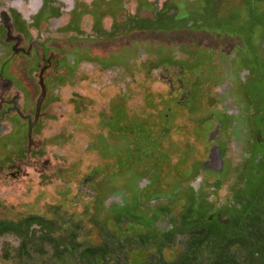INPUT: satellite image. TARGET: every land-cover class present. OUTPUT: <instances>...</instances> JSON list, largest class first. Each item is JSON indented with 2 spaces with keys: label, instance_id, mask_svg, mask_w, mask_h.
<instances>
[{
  "label": "rangeland",
  "instance_id": "374dc122",
  "mask_svg": "<svg viewBox=\"0 0 264 264\" xmlns=\"http://www.w3.org/2000/svg\"><path fill=\"white\" fill-rule=\"evenodd\" d=\"M0 9L19 39L10 52L14 38L0 27V75L25 88L19 78L36 73L38 47H17L37 42L51 54L49 87L58 95L47 98L62 135L40 136V154L0 181L1 217L64 214L59 229L79 223L81 240L99 242L127 204L146 219L165 203L180 220L191 198L215 213L233 203L249 155L264 150V0H0ZM34 83L27 77L32 94ZM14 128L5 136L17 147L22 131ZM156 213L154 226L168 229L163 210ZM115 226L121 236L143 230L127 218ZM16 236L0 234V264H20L2 256ZM176 247L163 248L164 257ZM153 249L127 244L118 264ZM71 256L68 264H79Z\"/></svg>",
  "mask_w": 264,
  "mask_h": 264
},
{
  "label": "trees",
  "instance_id": "16d2710c",
  "mask_svg": "<svg viewBox=\"0 0 264 264\" xmlns=\"http://www.w3.org/2000/svg\"><path fill=\"white\" fill-rule=\"evenodd\" d=\"M249 156L252 157L251 166L245 181L236 189L233 203L224 209L229 212L226 220L220 217L222 211L219 214L211 211L206 200L194 205L191 198L179 210L180 220L174 218L165 203L157 204L156 209L163 210L171 224L168 229H160L154 226L157 217L154 206L150 207L149 216L145 213L147 218L144 219V214L135 213L127 204L125 211H121L124 214L116 212L114 227L105 220L100 241L92 242L79 238V223L73 222L72 226L59 229L60 216L65 218L64 214L50 216L51 213L30 211L20 218L0 219V234L12 231L18 238L16 245L6 246L2 256L9 257L10 254L20 264L34 261L36 264H68L73 253L71 257H75L79 264H107L109 260L118 264L124 262L123 252L128 244L148 249L154 247L142 260L128 264H264V180H260L264 175V150ZM255 158H258L256 162ZM123 218L143 226V230L124 236L117 234L115 224ZM172 246L176 251L167 259L163 248ZM50 249L51 259H47Z\"/></svg>",
  "mask_w": 264,
  "mask_h": 264
},
{
  "label": "flooded vegetation",
  "instance_id": "af4514ba",
  "mask_svg": "<svg viewBox=\"0 0 264 264\" xmlns=\"http://www.w3.org/2000/svg\"><path fill=\"white\" fill-rule=\"evenodd\" d=\"M159 9L160 8H158V10ZM155 13L156 12L153 11V14ZM13 25L14 22H12L9 14L0 9V27H2L4 30L3 33H5V40H8L9 35H11L9 30L10 27H13ZM11 38H14V35H11ZM18 42L19 39L14 38L11 44L10 52L17 51L15 44H18ZM36 43L37 42H29L26 47L23 45H19L17 47L19 50H21L19 52H22L23 54L28 51L27 47H29V49L32 46L38 47L37 51L35 52L37 60L34 64L36 65V69L33 70L34 72L36 71V73L30 75V72L28 71L29 68L28 70L24 69V72L21 74V78H19V80H22L21 83L24 84L25 88H19L18 85L13 84L8 78L0 75V181L6 182L8 181L7 177L15 178L21 174L20 164L23 162V159L28 156L31 157L40 154L42 138H56L57 136H62L59 133L60 129H58V127L52 121L56 119L54 114L57 113V110L54 111L55 107L50 104L52 100L50 99L48 102L49 98H47L52 94H54L53 98H56L58 95L54 92L53 88H51L52 93H50L51 91L49 87V81L51 79H54V81L56 80V74L54 73L53 68L49 67L51 54L48 53L49 56L43 54L41 48L38 45L35 46ZM38 49H40L41 56H38L37 54L39 51ZM27 77H34V85L36 90L34 86H31L36 93L32 94L31 88H26L28 87L25 84ZM12 117L15 118L13 119ZM14 123H17L18 127L22 131L20 134L21 136H17V141L20 140L17 147L16 144L14 145V141L7 137L9 134L16 133ZM65 135L69 136L68 133H65ZM219 146L221 153H225L226 148H222L221 145ZM20 147L23 149V151H25L23 154L17 152V148ZM49 160L50 159L47 157L44 161L45 163H48ZM74 160L76 161L75 158ZM221 166L222 167L219 170L222 171L224 169V164ZM225 213H228L229 215V212H223V214ZM4 218L5 217H3V215L2 217L0 216V219ZM35 226L38 229L40 228V225Z\"/></svg>",
  "mask_w": 264,
  "mask_h": 264
},
{
  "label": "water",
  "instance_id": "95a60500",
  "mask_svg": "<svg viewBox=\"0 0 264 264\" xmlns=\"http://www.w3.org/2000/svg\"><path fill=\"white\" fill-rule=\"evenodd\" d=\"M227 216H228V213H225V214L221 215V219L226 220L227 219Z\"/></svg>",
  "mask_w": 264,
  "mask_h": 264
}]
</instances>
